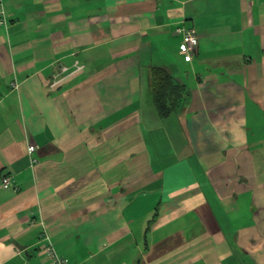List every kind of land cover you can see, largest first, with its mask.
Here are the masks:
<instances>
[{"label": "crops", "instance_id": "0c3cea01", "mask_svg": "<svg viewBox=\"0 0 264 264\" xmlns=\"http://www.w3.org/2000/svg\"><path fill=\"white\" fill-rule=\"evenodd\" d=\"M5 5L0 264H50L43 235L68 264H264V0ZM153 66L191 94L165 118Z\"/></svg>", "mask_w": 264, "mask_h": 264}, {"label": "trees", "instance_id": "16d2710c", "mask_svg": "<svg viewBox=\"0 0 264 264\" xmlns=\"http://www.w3.org/2000/svg\"><path fill=\"white\" fill-rule=\"evenodd\" d=\"M151 87L154 103L163 118L181 110L191 95L187 85L178 82L168 67L151 68Z\"/></svg>", "mask_w": 264, "mask_h": 264}, {"label": "built area", "instance_id": "2783aa9c", "mask_svg": "<svg viewBox=\"0 0 264 264\" xmlns=\"http://www.w3.org/2000/svg\"><path fill=\"white\" fill-rule=\"evenodd\" d=\"M9 26L8 14L6 11L5 0H0V30L7 29ZM180 33L183 35L182 43L180 45V51L186 59H192L198 52L199 48V37L197 31L194 27L182 26L179 29ZM79 66L78 69H81ZM65 69V68H63ZM36 150L35 145L29 146V151L34 152ZM37 162V159L32 158V163ZM13 185L12 177L10 175H5L1 182V187L6 188ZM48 243L44 246V250L50 259V264H68L66 258L58 254L55 246L51 242V239L47 235H43Z\"/></svg>", "mask_w": 264, "mask_h": 264}]
</instances>
